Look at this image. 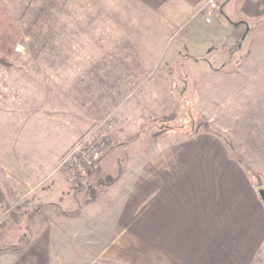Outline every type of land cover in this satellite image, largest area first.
<instances>
[{"label":"crops","instance_id":"obj_1","mask_svg":"<svg viewBox=\"0 0 264 264\" xmlns=\"http://www.w3.org/2000/svg\"><path fill=\"white\" fill-rule=\"evenodd\" d=\"M214 1L218 14L207 23V0H28L27 27L20 23L26 45L13 55L22 65L9 68L11 87L0 80V205L21 209L12 224L17 241L0 244L17 249L0 251V264H256L264 246L258 227L248 230L252 245L234 251L227 243L207 246L201 232L134 228L195 224L204 190L222 192L216 176L212 184V175L222 174L202 158L195 164L209 153L228 160L210 138L166 147V167L159 168V132L141 141L129 132L173 109L174 81L196 79L201 69L252 79V111L264 113V0ZM110 112L113 145L87 184L73 190L56 170L58 159ZM257 149L264 160V147ZM259 173L264 178V164ZM190 191L201 200L193 209L182 203ZM207 210L222 213L221 204Z\"/></svg>","mask_w":264,"mask_h":264},{"label":"rangeland","instance_id":"obj_2","mask_svg":"<svg viewBox=\"0 0 264 264\" xmlns=\"http://www.w3.org/2000/svg\"><path fill=\"white\" fill-rule=\"evenodd\" d=\"M27 5L28 0H0V8L6 11L11 21L12 29L16 31V39L18 40L13 48L10 47L11 50L8 53L4 55L0 54L2 56L1 59L5 62L4 65L0 64L1 81L9 80L10 82L12 80L15 69L9 68L13 64L15 66L17 63L13 55L16 53L18 44L25 43L24 35H26L27 30L24 29V33L20 23H25V27H27ZM24 50L25 52L27 51L26 47H24ZM16 65L21 66L22 64L18 62ZM196 75L197 78L193 80L183 79L174 81L179 90L178 92L173 90V109L155 112L159 115L156 123H149L139 128H133L129 132L137 134V140H143L146 134L151 131L159 132V168L166 167L167 161H164L165 159L162 158V155L165 153L163 149L166 147L179 144L182 148L190 145L193 138H210L213 141L211 146L218 147L219 149L221 147L220 150H222V153L225 152L227 154L228 160L224 161L219 154L216 157V155H210L211 153H209L200 155L199 157L197 155L195 164L196 162L199 163V158H202V162L206 166L208 162L213 165L211 167L213 168V172L219 171L222 174L212 175V184H216L217 180L214 177L216 176L222 186V192L214 193V190L212 192L208 188L204 190L205 206L198 209L200 213L197 212L198 210L196 213H199L198 216L201 215L205 223L203 221L199 222L201 218H197L195 224H166L163 227L161 224H139L134 225V228L136 227V230H140L141 228L143 231L145 230L149 233L176 230L201 232V234L210 238L206 240L207 246L219 247L227 243L228 247L235 248L233 249L234 251L237 247H249L252 245V240L247 237L250 230H254L257 227L256 231L264 230V223L259 217V211H257L258 209L253 204L258 190L264 189V178L260 173L258 174V171L261 170L264 164V160L260 157V151L257 149L261 145L264 147V113L253 112L250 105L252 101V81L254 80L242 81L234 78L222 79L218 75L215 77L207 76L202 69L198 70ZM4 85L11 87V85H7V81ZM171 113L173 115H170ZM109 114L115 117V114L110 112L102 118ZM199 146L197 144L196 152L200 150H198ZM223 156L225 157L226 155ZM108 163L105 162L103 165V167L107 165V170L110 166H108ZM195 179L198 180L196 186L200 188L201 184L199 180H203L204 176L197 173ZM103 185H106V183H103ZM206 186L209 185L206 184ZM190 187L192 189L191 183ZM1 189L2 186L0 184V194L4 195ZM191 191L189 192L190 200H182L183 205H186L187 209H189V206L193 209L201 203V200L199 202L198 199L192 198L193 194ZM12 203L4 201L0 205L1 225L6 220H9L10 213L15 212L18 214L21 211L20 208L15 207ZM215 204H221V214H215L216 211L214 210L212 212L207 210L209 205L215 206ZM240 204H243L242 206L245 207L236 209V206ZM226 207L227 209H225ZM190 212L192 211L190 210ZM203 215L206 216L202 217ZM248 222H251L252 229ZM12 224V222H8L3 225L7 228H4V231H0V244H10L17 241L15 236L16 230ZM20 226L21 228L24 227ZM225 237L227 240H225ZM240 239H243L244 245L239 242ZM198 241L201 244L198 245L197 243V246H201L204 242L203 240ZM149 242L159 243L160 241ZM166 242L174 244L176 241L164 240V243ZM257 258L256 264H264V246L257 252Z\"/></svg>","mask_w":264,"mask_h":264},{"label":"built area","instance_id":"obj_3","mask_svg":"<svg viewBox=\"0 0 264 264\" xmlns=\"http://www.w3.org/2000/svg\"><path fill=\"white\" fill-rule=\"evenodd\" d=\"M202 11L204 20L209 23L217 16L218 6L214 0H207ZM115 127L114 115H107L79 136L59 157L56 170L63 173L73 190L81 189L87 184L96 163L111 149Z\"/></svg>","mask_w":264,"mask_h":264},{"label":"trees","instance_id":"obj_4","mask_svg":"<svg viewBox=\"0 0 264 264\" xmlns=\"http://www.w3.org/2000/svg\"><path fill=\"white\" fill-rule=\"evenodd\" d=\"M10 19L8 18L6 11L3 8H0V54L8 53L11 48H13L18 41L16 38V31L12 29ZM0 56V64H5L4 60L1 59ZM170 115H173L172 113ZM169 115V116H170ZM18 214L12 212L9 214V220L5 221V224L8 222L14 223L16 221V217ZM17 246H7V245H0V251L3 250H16Z\"/></svg>","mask_w":264,"mask_h":264},{"label":"water","instance_id":"obj_5","mask_svg":"<svg viewBox=\"0 0 264 264\" xmlns=\"http://www.w3.org/2000/svg\"><path fill=\"white\" fill-rule=\"evenodd\" d=\"M258 196L261 199L263 205H264V189H259L258 190Z\"/></svg>","mask_w":264,"mask_h":264}]
</instances>
